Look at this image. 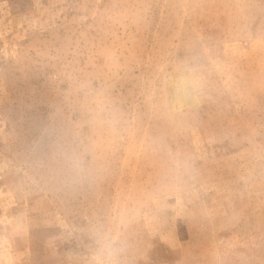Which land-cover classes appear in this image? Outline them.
<instances>
[{
    "label": "rangeland",
    "instance_id": "obj_1",
    "mask_svg": "<svg viewBox=\"0 0 264 264\" xmlns=\"http://www.w3.org/2000/svg\"><path fill=\"white\" fill-rule=\"evenodd\" d=\"M0 264H264V0H0Z\"/></svg>",
    "mask_w": 264,
    "mask_h": 264
}]
</instances>
